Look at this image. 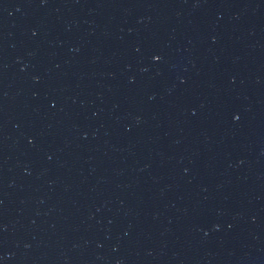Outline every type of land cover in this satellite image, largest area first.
Returning <instances> with one entry per match:
<instances>
[{"label": "water", "instance_id": "1", "mask_svg": "<svg viewBox=\"0 0 264 264\" xmlns=\"http://www.w3.org/2000/svg\"><path fill=\"white\" fill-rule=\"evenodd\" d=\"M0 264H264V0H0Z\"/></svg>", "mask_w": 264, "mask_h": 264}]
</instances>
